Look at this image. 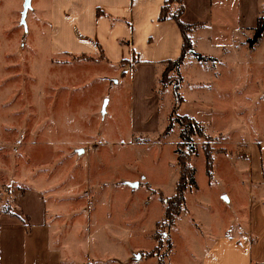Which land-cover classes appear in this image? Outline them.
<instances>
[{
	"label": "rangeland",
	"instance_id": "1",
	"mask_svg": "<svg viewBox=\"0 0 264 264\" xmlns=\"http://www.w3.org/2000/svg\"><path fill=\"white\" fill-rule=\"evenodd\" d=\"M48 2L32 0L22 24L23 0H0V211L12 214L14 193L41 189L48 203L66 210L54 215L61 230H79L78 237L98 230L97 250L116 256L124 246L131 264H191L205 236L264 230V30L257 46L240 43L212 69L183 67L179 94L186 102L179 108L172 90L180 73H162L154 112L145 92L153 83L158 90L157 80L132 86L128 73L121 77L98 59L53 52ZM258 2L264 20V0ZM244 3L248 22L253 1ZM248 33L240 42L252 38ZM225 37L222 29L213 34ZM197 77L203 85L194 84ZM174 108L198 117L207 137L193 136L196 184L168 226L163 197L174 194L176 149L185 150L178 124L165 130ZM207 149L213 179L205 173ZM222 191L230 199L220 198ZM153 230L162 242L158 254L166 237L172 242L161 263L134 255L158 244Z\"/></svg>",
	"mask_w": 264,
	"mask_h": 264
},
{
	"label": "crops",
	"instance_id": "2",
	"mask_svg": "<svg viewBox=\"0 0 264 264\" xmlns=\"http://www.w3.org/2000/svg\"><path fill=\"white\" fill-rule=\"evenodd\" d=\"M244 1L184 0L181 19L193 24L194 28L190 33L192 51L185 55L178 69L179 88L184 79L183 67L195 63L206 70V64L210 63L211 66L207 69H212L216 64L222 63L224 56L236 51L240 43L242 45L250 39L244 38L240 42L241 34L246 31L254 34L257 20L261 17L259 2L252 0L254 12L249 16V21L245 22L242 21L244 15L241 12L242 7H245ZM163 2L164 0H49L48 22L53 52L74 57L85 54L98 59L99 62L120 70L121 77L128 73L132 86L141 81L144 84L143 77L157 80L158 90L153 83L145 92L155 112L159 109L158 101L162 99L160 79L165 63L180 55L182 45L176 22L157 19ZM230 8L233 12L237 10L234 18L230 17ZM98 10L100 14H97ZM217 29L224 31L227 41L213 39ZM228 36H231L229 40ZM255 43L257 46L258 41ZM256 46L249 48L255 49ZM193 52L205 58L199 59ZM193 82L197 86L203 85L198 77ZM185 102L186 99L182 97L178 108ZM182 115L202 123L198 117L188 113ZM210 178L213 179V166ZM219 196L230 199L225 191L219 192ZM12 203V214L0 211V264H131L128 260L131 257L124 258L129 251L124 246L118 247L119 253L116 256L103 252L101 248L97 250L95 240L98 230H85L81 237L77 236L79 230H61L63 225L54 215L66 210L52 202L48 203L46 193L41 189L30 188L23 194L14 193ZM154 234L155 230L150 237L155 241ZM166 239L171 243L169 252L146 256V253L157 246L155 241L148 250L137 248L134 255L140 259L142 256H157L158 263H161L172 251L170 236ZM191 256V264H264V230H229L205 236L199 249L192 250Z\"/></svg>",
	"mask_w": 264,
	"mask_h": 264
},
{
	"label": "trees",
	"instance_id": "3",
	"mask_svg": "<svg viewBox=\"0 0 264 264\" xmlns=\"http://www.w3.org/2000/svg\"><path fill=\"white\" fill-rule=\"evenodd\" d=\"M184 0H164L162 6L160 7L158 14V21L164 20H174L179 28L182 45L180 55L174 60L167 61V67L164 70L163 74L167 72V70H176L178 71L179 67L183 63L184 57L188 52L192 51L190 33L192 32L194 25L186 23L182 21L181 16L184 12ZM97 14H100L99 10ZM264 29V20L261 17L257 20V25L254 30V34L252 38L249 39V45L254 44L261 36ZM199 59H204L205 57L200 55L199 53L193 52ZM81 56L86 57L85 54ZM102 56V54L100 55ZM88 57V56H87ZM169 65V66H168ZM179 86L180 79L173 86V95L176 100L175 107L182 102V97L179 94ZM174 115V119L173 118ZM172 119V120H171ZM172 121V122H171ZM175 122L178 124L179 133L178 137L180 143L183 144L184 152H177V165L179 169L178 179L175 185L174 194L170 197L163 198L165 203L164 208V221L167 222L168 226L173 225L175 219L179 216V214L185 209V191L188 186H195V178H194V168L190 164L191 153L194 151L193 146V136H204L203 126L194 118L187 115H178L175 114V108L172 110L170 114V122L165 128L168 130L171 128L172 123ZM206 136V135H205ZM207 137V136H206ZM205 156V173L208 177L212 176V166H213V157L211 150L207 149L204 153ZM156 239L158 240L157 246L150 252L146 253V256H152L161 249V238L156 233L154 234ZM166 250L165 253L169 252L171 243L168 239H166Z\"/></svg>",
	"mask_w": 264,
	"mask_h": 264
},
{
	"label": "water",
	"instance_id": "4",
	"mask_svg": "<svg viewBox=\"0 0 264 264\" xmlns=\"http://www.w3.org/2000/svg\"><path fill=\"white\" fill-rule=\"evenodd\" d=\"M30 8V0H23L22 3V10H21V16H20V22L22 24H25V16L27 10Z\"/></svg>",
	"mask_w": 264,
	"mask_h": 264
}]
</instances>
